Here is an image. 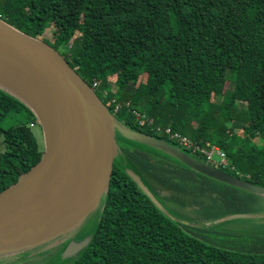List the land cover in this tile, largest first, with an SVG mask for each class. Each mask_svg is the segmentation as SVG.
<instances>
[{
  "label": "trees",
  "instance_id": "16d2710c",
  "mask_svg": "<svg viewBox=\"0 0 264 264\" xmlns=\"http://www.w3.org/2000/svg\"><path fill=\"white\" fill-rule=\"evenodd\" d=\"M0 18L50 44L89 86L96 83L97 96L126 127L179 146L138 121L137 110L202 147L218 146L228 164L219 169L264 186V0H0ZM112 98L121 103L117 112ZM35 127L34 113L0 89V191L40 160ZM117 141L92 238L70 264H264L262 248L232 250L204 235H226L230 220L214 221L229 214L262 210L253 206L258 195L146 144L119 134ZM186 208L195 218L180 212Z\"/></svg>",
  "mask_w": 264,
  "mask_h": 264
},
{
  "label": "water",
  "instance_id": "95a60500",
  "mask_svg": "<svg viewBox=\"0 0 264 264\" xmlns=\"http://www.w3.org/2000/svg\"><path fill=\"white\" fill-rule=\"evenodd\" d=\"M0 89L20 99L34 113L44 146L40 160L0 191V258L26 254L22 258L26 259L34 256L31 251L44 253L45 244L57 237H65L64 242L69 239L60 253L62 258L76 257L88 245L92 234L76 235L82 231L84 220L101 209L119 153L118 134L169 154L216 181L264 196V186L117 121L54 47L1 18ZM126 173L160 211L177 220L136 173L130 169ZM250 216L232 213L220 219ZM180 221L192 224L186 219Z\"/></svg>",
  "mask_w": 264,
  "mask_h": 264
},
{
  "label": "rangeland",
  "instance_id": "374dc122",
  "mask_svg": "<svg viewBox=\"0 0 264 264\" xmlns=\"http://www.w3.org/2000/svg\"><path fill=\"white\" fill-rule=\"evenodd\" d=\"M44 36L46 38L51 37L50 30L46 29L44 32ZM34 133L38 139V141L43 144L42 132L41 128L35 127ZM176 143V142H175ZM164 194V191L161 192ZM255 207H262L263 209L250 213L251 216L249 218H234L231 219L226 225H222V229H225L226 235H215V234H204L205 238H213L215 240H221V246L224 248L232 249V250H240L242 248H262L264 249V196L257 198L256 203L253 204ZM191 208H186L180 210V212L189 218H195V213L192 212ZM243 213V212H238ZM97 217V213H92L84 222L81 224V232L84 236L90 234V230L92 224L95 222ZM229 220V219H226ZM220 220L214 221L215 223L220 222ZM204 224L210 225L213 222L205 221ZM206 224V225H207ZM74 233V230L71 231V234ZM70 234V235H71ZM69 235V236H70ZM201 235V234H200ZM65 237H57L48 243L45 244L46 251H31L30 255L33 257L22 259L21 261H10L7 263L0 262V264H70L71 260L69 258H62L60 253V249L62 244L64 243ZM209 243V242H208ZM42 249V248H41ZM44 249V250H45ZM43 250V249H42ZM41 253V254H40ZM13 256V255H11ZM9 257V256H4Z\"/></svg>",
  "mask_w": 264,
  "mask_h": 264
},
{
  "label": "built area",
  "instance_id": "2783aa9c",
  "mask_svg": "<svg viewBox=\"0 0 264 264\" xmlns=\"http://www.w3.org/2000/svg\"><path fill=\"white\" fill-rule=\"evenodd\" d=\"M97 87L96 83H93L91 88L94 90ZM95 91V90H94ZM104 96H107V91L104 90L102 92ZM110 103H112L114 107V112H117L121 103L115 99H110ZM133 116L140 122H145L147 125L153 127L156 133H164L167 135L172 141L177 142L180 147L188 150L190 153L202 157L206 162L214 165L226 167L228 164L226 163V157L223 151L216 145H211L208 148L200 146L197 142L192 140L191 138L181 135L178 131H174L171 127H161L160 125H154L153 119L146 117L144 114L140 113L137 110H132ZM233 169V167H231Z\"/></svg>",
  "mask_w": 264,
  "mask_h": 264
},
{
  "label": "bare ground",
  "instance_id": "6f19581e",
  "mask_svg": "<svg viewBox=\"0 0 264 264\" xmlns=\"http://www.w3.org/2000/svg\"><path fill=\"white\" fill-rule=\"evenodd\" d=\"M1 85L3 86H7L5 83H2ZM11 90V92L14 93V90L13 89H9ZM97 141L99 143V134H97ZM207 224V223H206ZM208 225V224H207ZM20 257L16 256V255H13V256H9V257H5V258H0V262H3V263H7V262H10V261H14V260H17L19 259Z\"/></svg>",
  "mask_w": 264,
  "mask_h": 264
},
{
  "label": "crops",
  "instance_id": "0c3cea01",
  "mask_svg": "<svg viewBox=\"0 0 264 264\" xmlns=\"http://www.w3.org/2000/svg\"><path fill=\"white\" fill-rule=\"evenodd\" d=\"M260 197H262V196H260Z\"/></svg>",
  "mask_w": 264,
  "mask_h": 264
}]
</instances>
